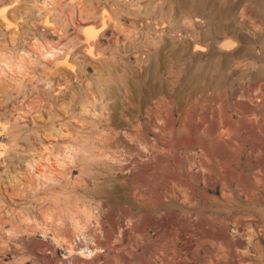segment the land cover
I'll list each match as a JSON object with an SVG mask.
<instances>
[{
  "label": "rangeland",
  "instance_id": "374dc122",
  "mask_svg": "<svg viewBox=\"0 0 264 264\" xmlns=\"http://www.w3.org/2000/svg\"><path fill=\"white\" fill-rule=\"evenodd\" d=\"M13 1L0 0L2 57L25 44L71 58L0 79V144L14 149L0 264H69L25 231L69 232L91 209L104 251L81 264H264V0H55L52 26L39 0ZM92 105L101 118L83 114ZM66 142L77 169L42 186L26 162L39 170Z\"/></svg>",
  "mask_w": 264,
  "mask_h": 264
},
{
  "label": "bare ground",
  "instance_id": "6f19581e",
  "mask_svg": "<svg viewBox=\"0 0 264 264\" xmlns=\"http://www.w3.org/2000/svg\"><path fill=\"white\" fill-rule=\"evenodd\" d=\"M82 1L83 0H70L72 5H81ZM39 2L40 6L38 7V12L40 13L43 23L47 26H52L54 15L56 9L59 8V4L56 5L55 0H39ZM15 3L16 0H14L13 3L10 4H14L15 6ZM2 19L4 21L6 20L5 14L2 15ZM7 26H9V24H7ZM16 33L17 31L13 32L12 38L15 37ZM84 37V43L86 45L84 50L87 53H91L94 47L95 36L86 34ZM14 39L15 38H13V40ZM223 47L227 49L229 48L227 44H224ZM63 49L59 46L48 45L47 47L40 46L33 51L27 52L25 50V44H23L21 46V49L18 50V56L10 55L8 57H2V55L0 54V79L10 78L15 82L21 83L27 76V74H29L30 71H34L37 67H43V69L47 67H56L57 69L61 66H70L71 51ZM83 109V114L94 117L95 119H99L103 116L102 113L100 115L96 113L93 105L91 108ZM101 111L105 112V107H102ZM81 128H85L83 123L81 124ZM63 130L61 128L58 129V131H56L57 137L55 138L70 136L68 128H65ZM2 131L8 134L6 127L2 128ZM40 143H42L41 140ZM65 144L67 145H65L63 151L58 154L53 160L45 158L46 163L42 165L44 169H42L41 166L42 171L41 169H37L39 166L36 164L39 163L38 161L37 163H35L36 159L34 160L33 158H31V161L26 162V168H28L31 172H35L39 180H42L40 181L42 186H53L55 184H58L59 181L64 178L68 181V176L72 174V171L77 169V164H79V159L77 158L79 150L69 142H66ZM51 146L53 147V143L51 141H48L45 150L51 151ZM10 151H14L13 147L11 146V140L7 145L0 144V166H7L6 160H11V158L9 157ZM17 167L19 166L17 165ZM77 184L79 187H81L83 185V181L81 180ZM99 221L100 215L98 211L96 209H91V211H88L86 213V220L84 221V223L79 222L77 219L72 220L69 232L64 231L63 228H59L58 226L51 227V224V226H44V224L42 225L43 227L40 225V229H28L25 232L29 237L38 235L42 239H49L51 244L60 247L65 252L62 256V259L67 260L69 264H81V260L83 262L93 261L98 258L100 253L104 251L102 248L97 246L95 241L96 236L93 234V231L98 229L97 227L99 225ZM118 235L120 237V235H122L121 232H119Z\"/></svg>",
  "mask_w": 264,
  "mask_h": 264
}]
</instances>
